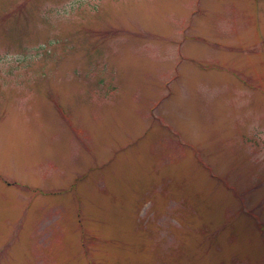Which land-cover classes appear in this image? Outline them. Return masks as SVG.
I'll return each mask as SVG.
<instances>
[{
  "label": "rangeland",
  "instance_id": "1",
  "mask_svg": "<svg viewBox=\"0 0 264 264\" xmlns=\"http://www.w3.org/2000/svg\"><path fill=\"white\" fill-rule=\"evenodd\" d=\"M0 264H264V0H0Z\"/></svg>",
  "mask_w": 264,
  "mask_h": 264
}]
</instances>
